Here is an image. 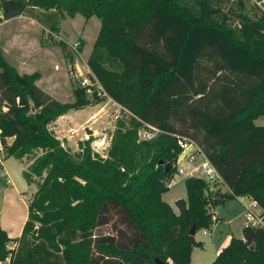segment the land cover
<instances>
[{"label": "trees", "instance_id": "16d2710c", "mask_svg": "<svg viewBox=\"0 0 264 264\" xmlns=\"http://www.w3.org/2000/svg\"><path fill=\"white\" fill-rule=\"evenodd\" d=\"M228 1L0 0L3 20L30 8L97 17L87 65L130 114L117 121L104 156L92 150L91 137L71 153L51 124L102 99L77 88L74 101L62 103L37 86L38 73H19L0 49L3 159L31 157L22 176L36 186L20 235L0 228V260L191 264L193 248L202 246L195 234L218 221L209 208L249 197L264 222V126L255 124L264 117V12L250 13L244 0L225 10ZM143 124L160 132L139 140ZM177 137L198 146L228 189L208 194L206 180L189 176L178 214L162 200L178 174ZM105 226L108 234H95ZM211 264H264V230L244 227Z\"/></svg>", "mask_w": 264, "mask_h": 264}, {"label": "rangeland", "instance_id": "374dc122", "mask_svg": "<svg viewBox=\"0 0 264 264\" xmlns=\"http://www.w3.org/2000/svg\"><path fill=\"white\" fill-rule=\"evenodd\" d=\"M236 1L238 0H229L225 10L230 2ZM244 2L250 13L258 12L257 9L264 12V0ZM52 12L30 8L29 12L9 20H3L0 13V49L6 62L19 73H38L37 82L49 91L51 97L62 103H70L74 101L75 90L85 88L81 85L83 79L95 81L87 59L99 32L100 20L95 16L86 19L80 14L73 18L66 15L61 18L59 14ZM52 25L55 29L51 28ZM74 44L78 45L77 51L72 50ZM96 88L97 85L94 84L91 93L86 92L87 98L92 101L95 99L93 92H96ZM100 99L102 101L99 103L68 111L63 118L50 126L55 136L71 153L76 152L81 140L85 141L89 137L91 143H96L99 149L107 147L117 127V121L128 122L130 114L121 106L110 101L108 96ZM255 124L264 126V117L257 119ZM87 130L92 134L88 135ZM105 152L106 150L103 153ZM4 155V150L0 149V160H4ZM201 161L202 159H197L196 164ZM21 163L26 170L31 163V157L22 159ZM22 166L14 158L5 163L4 169L8 172L9 181L3 174L4 171L0 170V228H4L10 236H16L22 230L27 214V201L36 190L34 184H27L23 178ZM179 169L182 176L175 177L169 183L168 191L164 195V199L169 202L186 198L183 177L189 176L187 173L191 167L183 158L179 161ZM207 182L208 194L222 192L223 184L220 181ZM247 203L248 201L242 202L238 199L227 201L217 207L218 218L213 213L215 209L209 208L208 212L214 214L218 221L213 225L211 233L204 229L197 232L196 240L202 246L193 248L191 264H211L215 260L216 249L228 235L242 238L248 218L244 208ZM109 232L108 226L95 230L96 235H106ZM8 247L13 248L14 244L8 243Z\"/></svg>", "mask_w": 264, "mask_h": 264}, {"label": "built area", "instance_id": "2783aa9c", "mask_svg": "<svg viewBox=\"0 0 264 264\" xmlns=\"http://www.w3.org/2000/svg\"><path fill=\"white\" fill-rule=\"evenodd\" d=\"M77 48H78L77 44H74L72 46V50L74 51H77ZM94 84L97 85V88H96L97 96L99 98L106 97V94L104 93V91L102 90V87L98 84V81L96 79L94 82H90L87 79H83L81 82V85L86 88V92H89V93H91L92 87L94 86ZM109 100L112 101L110 98ZM112 102L114 103V101ZM159 132L160 131L158 129L148 124H143V127L138 132V139L139 140H150L154 138ZM100 145H102V143H100ZM177 145L181 149L178 162L184 158L186 162L188 163V165L191 167V170L189 171V173H187V175L200 177L206 181H211V180L220 181L219 175L214 170V168L210 165V163L208 162L204 154L200 151V149L194 142L186 138L177 137ZM107 147H103L102 149H99V146H97L96 143L93 142L91 144L92 150L101 156H104L103 152L107 149ZM197 159L198 160L202 159V161L196 164ZM239 199L242 202L248 201V203L245 204L244 206L246 212L248 213V218L246 220L245 227L262 228L264 230V222L260 215L261 209L258 203L249 197H243ZM28 202L29 201H27V204ZM8 262H9V257H6L5 261L0 260V264H5V263L8 264Z\"/></svg>", "mask_w": 264, "mask_h": 264}, {"label": "crops", "instance_id": "0c3cea01", "mask_svg": "<svg viewBox=\"0 0 264 264\" xmlns=\"http://www.w3.org/2000/svg\"><path fill=\"white\" fill-rule=\"evenodd\" d=\"M29 73V72H28ZM36 84H37V86L39 87V88H41L44 92H46L47 94H48V90H46V89H44L43 87H41L40 86V84H39V82H36ZM60 118H63V116L62 117H60ZM60 118H58L54 123H57L58 121H59V119ZM91 118V117H90ZM261 118V117H260ZM89 120V119H88ZM54 123H52V124H54ZM51 124V125H52ZM81 141H83V140H81ZM7 144L8 145H10L11 144V142H12V139H7ZM0 149H2L1 148V145H0ZM77 149V148H76ZM9 159H11V158H8V159H5V160H0V170H2V171H4V175H6V178L8 179V181H9V177H8V172H6V170L4 169V165H5V163L9 160ZM17 161H19V160H17ZM22 161V160H21ZM21 161H19V164L22 166V163H21ZM21 170H22V172H23V170H24V167L22 166L21 167ZM177 176H182V172H181V170L179 169V162H178V174L177 175H175L174 177H173V179L175 178V177H177ZM187 177H189V176H184L183 177V179H184V181H185V179L187 178ZM172 179V180H173ZM10 183H11V185H13V183L10 181ZM226 191H228V189H227V187L225 186V185H222V192H226ZM166 193H164V194H162V200H164L166 203H168L169 205H170V207L173 209V211H174V213H176V214H178V209L176 208V206H175V202L173 201H167V200H165L164 199V195H165ZM178 199H184V198H178ZM177 199H175V201H176ZM234 200V199H233ZM236 200V199H235ZM238 200H240V199H238ZM26 206H27V204H26ZM216 212H217V208H215V210H214V214L216 215ZM215 217V216H214ZM216 217L218 218V216L216 215ZM26 218H27V214H26V216H25V218H24V222H25V220H26ZM1 229H3L5 232H6V234H7V236L9 237V238H17L19 235H20V233H21V231H18V233H17V235L16 236H10L8 233H7V231L4 229V228H1ZM209 233H211V231L209 232ZM196 235H197V233L195 234V236H194V238H195V240H196ZM230 239H231V235H228L222 242H221V244L219 245V247L216 249V252H215V256L225 247V246H227L228 245V243H229V241H230ZM197 241V240H196ZM191 258H192V254H191Z\"/></svg>", "mask_w": 264, "mask_h": 264}, {"label": "water", "instance_id": "95a60500", "mask_svg": "<svg viewBox=\"0 0 264 264\" xmlns=\"http://www.w3.org/2000/svg\"><path fill=\"white\" fill-rule=\"evenodd\" d=\"M87 134H88V135H91L92 133H91L90 130H87ZM168 169H169V165H168V164H165V165H164V171L167 172ZM190 235H191V236H194V231H193V229L190 231ZM155 264H167V263H164V262H161V261H158L157 259H155Z\"/></svg>", "mask_w": 264, "mask_h": 264}]
</instances>
